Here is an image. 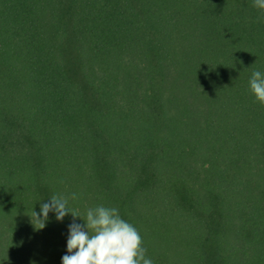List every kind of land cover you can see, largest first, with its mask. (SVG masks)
<instances>
[{
	"label": "trees",
	"instance_id": "1",
	"mask_svg": "<svg viewBox=\"0 0 264 264\" xmlns=\"http://www.w3.org/2000/svg\"><path fill=\"white\" fill-rule=\"evenodd\" d=\"M254 0H0V264H62L116 207L153 264H264V10ZM76 198L72 199V194Z\"/></svg>",
	"mask_w": 264,
	"mask_h": 264
},
{
	"label": "clouds",
	"instance_id": "2",
	"mask_svg": "<svg viewBox=\"0 0 264 264\" xmlns=\"http://www.w3.org/2000/svg\"><path fill=\"white\" fill-rule=\"evenodd\" d=\"M253 6L264 10V0H254ZM249 87L256 100L264 105V73L253 71ZM75 198L73 193L72 199ZM49 200L50 203L41 204L40 213L32 210L30 215L31 222L38 224L39 229L45 227L49 212H55L58 221L69 213L74 220L79 217L84 221L83 225L75 222L69 225V254L62 257V264H153L145 256L139 231L121 218L116 207L89 208L82 218L68 209V197L53 195Z\"/></svg>",
	"mask_w": 264,
	"mask_h": 264
}]
</instances>
